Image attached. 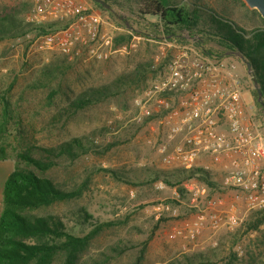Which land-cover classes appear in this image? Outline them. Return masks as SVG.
Here are the masks:
<instances>
[{
    "label": "rangeland",
    "instance_id": "374dc122",
    "mask_svg": "<svg viewBox=\"0 0 264 264\" xmlns=\"http://www.w3.org/2000/svg\"><path fill=\"white\" fill-rule=\"evenodd\" d=\"M28 2L0 0V8L16 13L26 24ZM80 4L101 14L105 21L104 32L112 40L107 59L71 60L54 47L32 45L35 32L31 29L0 41V123L2 96L8 101L11 116L3 134L5 156L0 159V212L4 180L15 165L17 151L24 147L22 141H15V135L25 136L27 145L39 146H55L79 137L90 150L74 161L60 160L49 175L63 188L83 184L84 189L77 198L44 210L58 214L76 235L110 222L79 253L76 264H135L139 257V264H187L184 255L198 262L201 254L208 260L204 264H264V223L257 230L246 229L255 210H247L243 200L235 198L234 189L222 188L217 160L212 157V163L218 162L219 167H204L212 185L195 178L169 185L155 178L163 172L173 182L170 173L185 167L165 161L164 156L183 143L184 135H174L173 126L186 109L196 110L199 98L205 95L198 92L195 79L168 94L167 108L159 106L156 86L170 79L172 62L177 60L190 68L203 64V79L216 78L229 88L238 80L236 95L243 119L254 122L264 133V109L254 103V84L245 63L234 53L221 55L222 48L215 41L200 42L186 31L171 39L152 24V19H140L119 6H114L112 16L93 0ZM233 13L241 19L237 9ZM144 61L150 62L151 69L145 79L75 112L68 107L87 88L110 82ZM146 92L153 94L148 102L150 116L140 114L135 102ZM193 96L197 98L193 100ZM226 125L223 122L222 127ZM207 156L200 154L199 161ZM201 163L196 166L203 168ZM191 184L207 187L197 207L192 206L187 190ZM215 197L223 200L218 210L224 214L233 206L239 222L217 228L206 222L190 237L187 223L205 207L207 199ZM82 208L90 219L78 216ZM51 264H62V257L56 256Z\"/></svg>",
    "mask_w": 264,
    "mask_h": 264
},
{
    "label": "trees",
    "instance_id": "16d2710c",
    "mask_svg": "<svg viewBox=\"0 0 264 264\" xmlns=\"http://www.w3.org/2000/svg\"><path fill=\"white\" fill-rule=\"evenodd\" d=\"M103 1L109 5V9L94 3L112 16L114 6H119L140 19H152V24L171 39H177L180 32L186 31L200 42L215 41L222 48L221 55H238L245 65L250 64L251 80L261 92L259 99L255 87L251 90L254 103L264 109V19L256 9L248 8L243 0ZM208 1L216 2V5ZM233 9L242 14L241 19L234 15ZM28 29L31 26L24 24L16 13L6 7L0 8V41L19 36ZM150 71V62H138L129 73H122L97 87L87 88L68 107L75 112L115 96L145 79ZM1 100L0 159L5 156L3 134L11 118L7 99L2 96ZM14 139L16 142L22 141L24 147L17 151V160L5 178L1 191L0 264H51L59 255L62 264H76L79 253L110 222L100 223L87 233L76 235L69 231L58 214L44 210L81 195L83 184L63 188L49 173L59 165L60 160L74 161L90 148L79 137H71L55 146L27 145L26 137L20 133ZM170 176L174 178L173 182L163 172L156 174L155 178H161L169 185H178L193 178L212 185L209 171L202 167H180L173 170ZM78 216L83 220L91 217L83 208L78 211ZM246 223L247 230H257L264 223V209L255 210ZM140 258L135 264H139ZM184 260L187 264H204L208 261L202 254L198 262L190 255H184Z\"/></svg>",
    "mask_w": 264,
    "mask_h": 264
},
{
    "label": "built area",
    "instance_id": "2783aa9c",
    "mask_svg": "<svg viewBox=\"0 0 264 264\" xmlns=\"http://www.w3.org/2000/svg\"><path fill=\"white\" fill-rule=\"evenodd\" d=\"M25 21L35 32L32 45L54 47L68 59L104 60L112 51V40L104 32L103 17L82 6L78 0H29ZM203 69V64L195 63L190 68L174 60L170 66V79L156 86V102L166 108L168 94L189 86L195 79L198 92L205 94L199 98L196 110L184 111L182 120L186 134L181 133L183 143L176 144L165 154L164 160L192 168L200 154L210 155L220 164L222 188L234 189L235 198L242 199L247 210L264 209V133L254 122L243 119L241 101L236 95L239 81L233 80L229 88L216 78L203 79ZM151 97L153 94L146 92L145 96L135 99L143 116L151 115L148 107ZM196 98L192 97L193 100ZM173 112L176 114L177 110ZM223 122L227 124L224 128ZM175 130L172 129L173 134H176ZM187 190L192 206L197 207L198 199L206 194L207 187L191 184ZM222 204L220 197L207 199L205 207L187 223L189 236L199 233L206 222L210 228L237 224L239 220L233 206L223 214L218 210Z\"/></svg>",
    "mask_w": 264,
    "mask_h": 264
},
{
    "label": "water",
    "instance_id": "95a60500",
    "mask_svg": "<svg viewBox=\"0 0 264 264\" xmlns=\"http://www.w3.org/2000/svg\"><path fill=\"white\" fill-rule=\"evenodd\" d=\"M94 1L99 3L104 8L109 9V5L105 1H103V0H94ZM243 2L246 4V6L248 8L256 9L258 11V13L260 14V16L264 19V0H243ZM246 67H247V71L250 72V64L249 63H246ZM254 87L257 91L258 98L260 99L261 92L256 85H254Z\"/></svg>",
    "mask_w": 264,
    "mask_h": 264
},
{
    "label": "crops",
    "instance_id": "0c3cea01",
    "mask_svg": "<svg viewBox=\"0 0 264 264\" xmlns=\"http://www.w3.org/2000/svg\"><path fill=\"white\" fill-rule=\"evenodd\" d=\"M79 2H85V0H78ZM246 101H248V100H246ZM183 117L179 120V122L177 123L176 122V124L173 126V128L172 129H176L175 130V132H176V134H178L177 132H179V133H184L185 132V134H186V127H185V124H184V122H183ZM245 120V119H244ZM245 121H247V120H245ZM192 124H194V123H192ZM181 127H184L183 129H180ZM180 129V130H179ZM174 135H175V133H174ZM202 161V165H204L203 166V168L204 167H219V166H217V163H212V157H204V159H200V161H199V158L196 160V164H198V162H201ZM212 163V164H211ZM219 165V164H218Z\"/></svg>",
    "mask_w": 264,
    "mask_h": 264
}]
</instances>
